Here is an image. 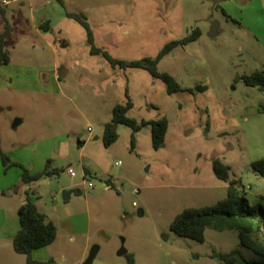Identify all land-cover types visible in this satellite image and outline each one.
<instances>
[{"label":"rangeland","instance_id":"374dc122","mask_svg":"<svg viewBox=\"0 0 264 264\" xmlns=\"http://www.w3.org/2000/svg\"><path fill=\"white\" fill-rule=\"evenodd\" d=\"M59 1L63 8L56 0L3 8L10 62L0 67V151L8 160L0 159V208H18L28 196L56 229L32 261L83 264L91 251V264H127L121 251L134 264H223L212 254L233 250L250 257L234 230L208 228L198 243L169 228L183 210L225 199L230 182L264 208V180L251 169L264 158V92L241 80L264 69V0ZM63 10L83 14L94 47L125 62L153 59L198 29L199 38L173 48L157 70L183 89L205 90L168 95L143 70L112 68L89 54L84 29ZM45 21L51 28L39 32ZM4 26L0 15V33ZM127 100V117L138 124L166 121L157 149L149 126L132 133L118 125L117 140L103 146L112 108ZM214 160L229 167L227 182L214 175ZM23 170L55 174L24 185ZM63 192H71L67 201ZM0 264L27 263L3 241Z\"/></svg>","mask_w":264,"mask_h":264},{"label":"trees","instance_id":"16d2710c","mask_svg":"<svg viewBox=\"0 0 264 264\" xmlns=\"http://www.w3.org/2000/svg\"><path fill=\"white\" fill-rule=\"evenodd\" d=\"M0 15L5 23L4 30L0 33V65L8 64L9 56L4 50V40L10 32L4 11L0 8ZM67 18L77 22L85 31L90 55L101 56L112 68L127 69L134 68L147 72L151 78L159 79L165 85L166 94L172 95L177 92H203L204 87L183 89L167 73L158 72V62L177 46H184L199 38L198 29L192 31L187 37L171 41L166 44L153 59L145 58L139 61H121L112 58L106 51L98 49L93 45V37L86 18L83 14L66 13ZM45 29V27H44ZM243 84L247 87L256 88L264 92V69L254 71L250 75L241 77ZM132 108L129 100L125 104H117L112 108L111 120L103 128V146L105 148L112 145L117 140L116 129L118 125L128 127L132 133L138 132L142 127L149 126L151 129V144L153 149H157L164 140L167 123L164 119L154 122L137 123L127 117V113ZM0 159L5 165L7 158L0 151ZM252 171L264 180V158L251 164ZM212 170L217 179L227 182L229 179V167L222 165L218 160H214ZM86 174V170H84ZM55 174L44 171L43 173L30 175L23 170L21 182L24 185L38 181L43 176L49 177ZM77 194H79L77 192ZM19 229L11 240L12 250L17 255L26 257L27 264H35L31 259L32 251L49 246L56 237L54 225L47 220L46 216L40 213L37 207L26 196L24 203L17 210ZM214 231L234 230L237 232L239 247L248 251L250 257L245 256L239 250H233L225 254H212L223 264H264V208L260 205L250 206L244 195L230 182L225 199L212 206L202 208H189L177 215L170 225V231L180 238L189 239L198 243L204 241V231L206 229ZM127 264H134L133 257L126 254Z\"/></svg>","mask_w":264,"mask_h":264},{"label":"crops","instance_id":"0c3cea01","mask_svg":"<svg viewBox=\"0 0 264 264\" xmlns=\"http://www.w3.org/2000/svg\"><path fill=\"white\" fill-rule=\"evenodd\" d=\"M17 1H19V0H13L10 3L17 2ZM33 2H35V0L31 1L30 3H33ZM10 3H8L7 5H9ZM56 3L63 8V4L59 0H56ZM7 5H5V6H7ZM5 6H0V8L4 11V14L6 15L5 10L3 9ZM58 13L63 15L64 17H66L65 15H66L67 12H65V10H63V13L61 11H58ZM50 22L49 21L40 22L36 26L37 30L39 32L41 30H43L44 32L48 31L51 28ZM44 27H45V29H44ZM9 62H10V59L8 61V64H9ZM8 64H5V65H8ZM1 66L2 65H0V67ZM0 79H1V73H0ZM4 88H6V87H3V86L0 85V89H4ZM25 198H26V196L22 197L20 199L18 208L24 203ZM69 198H70V196H69ZM29 199L34 204V200L31 199V198H29ZM18 208L11 209L9 206L7 208L6 205H4L3 207L0 208V247H1L3 241H10L11 242L12 238L14 237V235L17 233V231L19 229V224H18V227H17L16 222H15V216H14V214L16 213ZM17 220H18V217H17ZM11 248H12V246H11ZM39 249H41V248H39ZM36 250H38V249H36Z\"/></svg>","mask_w":264,"mask_h":264},{"label":"water","instance_id":"95a60500","mask_svg":"<svg viewBox=\"0 0 264 264\" xmlns=\"http://www.w3.org/2000/svg\"><path fill=\"white\" fill-rule=\"evenodd\" d=\"M19 123H20V120H14L12 123V127L15 128ZM70 194H71V192H63V195H62L63 200L67 201L69 199ZM138 215H141V211H138ZM95 255H96V251H91L88 258L85 260V262L83 264H91ZM118 255L119 256H125L126 252L121 251L120 253H118Z\"/></svg>","mask_w":264,"mask_h":264},{"label":"built area","instance_id":"2783aa9c","mask_svg":"<svg viewBox=\"0 0 264 264\" xmlns=\"http://www.w3.org/2000/svg\"><path fill=\"white\" fill-rule=\"evenodd\" d=\"M11 1L13 0H0V6H5L7 5L8 3H10ZM30 2L33 1V0H29ZM67 173L69 176L73 177L74 176V173L71 169H68L67 170Z\"/></svg>","mask_w":264,"mask_h":264}]
</instances>
